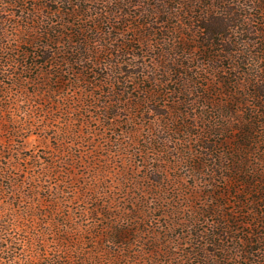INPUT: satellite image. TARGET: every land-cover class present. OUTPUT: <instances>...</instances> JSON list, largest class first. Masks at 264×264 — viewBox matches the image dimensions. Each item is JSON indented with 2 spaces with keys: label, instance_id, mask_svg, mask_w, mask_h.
Here are the masks:
<instances>
[{
  "label": "rangeland",
  "instance_id": "374dc122",
  "mask_svg": "<svg viewBox=\"0 0 264 264\" xmlns=\"http://www.w3.org/2000/svg\"><path fill=\"white\" fill-rule=\"evenodd\" d=\"M225 2L206 56L207 3L0 0V264H264V1Z\"/></svg>",
  "mask_w": 264,
  "mask_h": 264
},
{
  "label": "trees",
  "instance_id": "16d2710c",
  "mask_svg": "<svg viewBox=\"0 0 264 264\" xmlns=\"http://www.w3.org/2000/svg\"><path fill=\"white\" fill-rule=\"evenodd\" d=\"M116 1L122 6H129V5H132L133 3H136V0H131L132 4L129 2V0L128 1L127 0H116ZM166 1H168L171 5H173V3L175 2V0H166ZM246 1L252 2V3L256 2V0H246ZM259 1L262 3L264 0H259ZM210 2H211V0H210ZM192 3H193V5H196V6H199L201 4L205 5L207 3V6L209 7V12L208 11L203 12L202 15H200L199 17L192 18V21H191L192 31L189 34V36L191 39H193V41L194 40L199 41L198 50H200V52L202 54H204L206 56H210L212 54V52L215 51V48L220 45V43L223 44V42H226V40L229 39V33H227V32L229 31V29L231 28L232 25H229L227 23V21H229L228 16H230L229 14H231V12L228 13L226 10L221 12L222 8L220 7V12L222 13V14H220L219 7L217 4H219L220 6H221V4L226 5L225 0H215L213 2V4L208 3V0H192ZM120 10L121 9L118 7L115 9H112V7L108 6L106 11L102 10L103 13L100 15L99 19L102 22L104 20V23L105 22L110 23L112 18L114 19V18H118V16H120L119 15ZM164 12L167 16L168 12L167 11H164ZM157 14L160 15L159 19H162L161 16H165V14L161 15V13H158V12H157ZM218 14H219V16H218ZM223 15H226V17ZM146 16L149 17V14H147ZM212 16H215V17L218 16V17L215 18ZM235 17L238 18V17H242V16L237 14ZM166 20H167V17H166V19H162V23H165ZM241 22H242V19H241ZM110 25H111V23H110ZM140 26H141V28L145 27V26H143V24ZM96 27H92V28H94V30H95ZM96 30H99V29L96 28ZM179 34H181V36L177 37L175 39L176 40L179 39V42L182 45H184L183 47L185 48V46H187V40L188 39L185 37V35H183L184 33L179 32ZM168 38H170V37H168ZM171 38L174 39L173 34H172ZM56 43H57V41H56ZM72 46L73 45L70 42L68 45V52L70 54L74 53V51L71 52ZM83 55L86 56L87 54H83ZM74 57H76V56L74 55ZM85 59H86V57H85ZM87 60L89 61V59H86V61ZM78 61L79 62L83 61V58L78 59ZM171 63H172V61H171ZM94 65H95V60L93 58L92 59V67ZM176 65L181 66L178 63ZM173 71H174V69H171L169 72H173ZM169 72H168V74H169ZM128 77H130V76H128ZM224 84H226V86H228V87L231 86V83L225 82V83H223V85ZM221 94H227V93H225L224 91H221ZM207 98H210V97H207ZM140 99L144 100V102L148 103L149 101H151V99L153 100V97L146 96L145 98L140 97ZM210 100H211V98H210ZM117 103H116V107H117ZM141 104H142V101L139 104L134 103L133 106L136 108V107L140 106ZM110 106H112L114 108L115 105L113 102H111V104L107 106L108 113H109V115L112 116V117L108 116V119L110 121H112V123H113V121H115L116 115H115V113L112 112L113 110L111 109L112 107H110ZM240 132L242 134H244L245 136L246 135L247 136H253L255 133V128H253V127H251L250 129L249 128H242L240 130ZM243 140L245 141L244 137H243ZM234 141H235V139H234ZM244 152L245 151L242 152V156H243L242 158H244V156H246ZM246 152L249 153L248 151H246ZM235 170L238 171V170H240V168H238V166H236L234 171ZM234 181H236V184H241L245 188V190H247V192L252 190L253 181L251 182V180H249L248 182H242V181L239 182L238 178H235ZM263 191H264V189H262V190L257 189L256 190V192H258V193L263 192ZM263 199H264V196H262L260 198V200H262V201H263ZM3 228H4V226H2V229ZM107 230H110V233L108 234V241L110 240L109 241L110 243H114V245L130 244L131 235L129 233V230H125V229L120 230L118 227H107ZM133 231H135V230H133ZM7 242H9V241H7ZM11 244H12V242L10 241V244H7L6 247H4L3 249L0 248V253L1 252L5 253V252L9 251L10 250L9 247ZM0 245H1V243H0ZM66 251L69 253L68 250H66ZM59 259H61V257L54 258V261L51 264H57V260H59ZM17 260H19V259H17V256L15 254L9 253V256H8L9 262L17 263ZM33 261H34L33 257H29V258L27 257V259L25 260V262H27L29 264H34ZM82 261H83L82 264H87L86 260H82ZM111 261H113V259H111Z\"/></svg>",
  "mask_w": 264,
  "mask_h": 264
}]
</instances>
